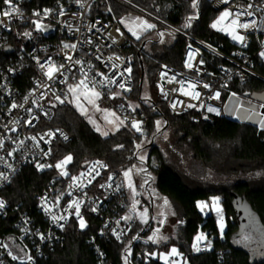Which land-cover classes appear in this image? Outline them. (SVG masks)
Listing matches in <instances>:
<instances>
[{
    "label": "built area",
    "instance_id": "2783aa9c",
    "mask_svg": "<svg viewBox=\"0 0 264 264\" xmlns=\"http://www.w3.org/2000/svg\"><path fill=\"white\" fill-rule=\"evenodd\" d=\"M32 1L12 0L19 11L4 17L2 13L9 10V5L0 0V200L5 202L0 219L9 230L0 235V264H39L64 242L72 221L81 228L82 218L86 227L88 216L99 222L88 243L98 264H106L100 240L115 238L136 244L130 235L134 222L128 217L125 186L100 160L78 172L71 168V162L56 167L65 157L56 158L54 145L70 137L61 128L40 126L52 120L56 104L68 100L70 86L84 80L88 89H94L110 104L124 127L144 132L148 117L141 107L113 103L116 93L129 96L133 89L134 60L127 51H138L140 40L120 28L110 6L102 10L104 16L99 15L97 3L106 5L108 0H52L48 6L30 8ZM118 1L139 13L152 14L132 0ZM192 9L190 17L195 18L190 26H186L188 20L179 27L153 14L160 23L157 33L167 29L175 38L186 41L180 66L159 63L154 82L157 97L171 116H187L191 123L200 124L225 116L227 100L239 97L238 85L251 79L263 80L255 67L258 62L264 63V0H197V7ZM226 10L233 15L213 28ZM204 11L212 15L206 27L212 41L197 37L191 30ZM237 12L252 13L239 16L240 23L250 25L247 29L235 28L234 34L243 37L242 42L233 39L231 29L224 28ZM210 107L217 111H208ZM149 110L155 111L153 106ZM134 122L139 131L133 127ZM26 167L53 174L34 198V215L29 209L9 204L1 195ZM197 247V252H210L212 240L207 236Z\"/></svg>",
    "mask_w": 264,
    "mask_h": 264
},
{
    "label": "trees",
    "instance_id": "16d2710c",
    "mask_svg": "<svg viewBox=\"0 0 264 264\" xmlns=\"http://www.w3.org/2000/svg\"><path fill=\"white\" fill-rule=\"evenodd\" d=\"M51 1L33 0L30 8L48 6ZM132 1L147 12L179 27L184 26L188 17L194 13L192 0ZM96 6L100 8V13L96 14L99 13L101 16H104L102 10L110 6L117 19L135 10L118 0H108L106 5L100 2ZM211 19L212 15L209 12H200L192 25V32L201 39L212 41L213 36L206 28ZM147 36L139 41L138 51H127L132 53L134 60V85L129 96L140 100L141 108L148 117L144 132L136 133L123 127L115 134L102 137L68 102L56 104L52 120L43 122L40 126L42 129L61 128L69 135L70 139L67 142L58 141L54 149L56 158L72 157L70 162L74 171L78 172L84 169L87 163L100 160L107 165L109 171L118 175L124 186L126 183L123 181L122 173L139 162L136 144L143 138L155 137L157 122L160 120L164 121V126L170 132L171 147L174 151L180 153L183 158H190L195 162L191 172L187 168L186 173H179L156 146H150L144 165L148 172L156 176V192L175 204L179 210L180 222L176 237L163 244H154L152 240H148L151 234L150 227L141 229L140 224L134 222L130 235L135 239V245L115 238L99 241L106 255V264H163L159 260V255L169 251L172 246L178 248L183 260L188 264H264V258L255 259L252 255L253 250L239 245V240L235 239L239 224L234 208V195H238L250 205L264 233V130H259L241 109L236 113L237 119H232L233 115H225L200 124L191 123L187 116H171L167 106L157 97L155 74L159 63L180 66L186 41L175 38L170 46L148 56L144 54L145 45L143 47L140 45L142 41L145 42ZM141 71L144 75L142 89ZM255 71L263 80L251 79L238 85L236 91L239 97L264 92V63L258 62ZM147 74L153 76L152 90L148 84L152 96L143 99L141 94ZM236 99L234 98L235 102ZM150 106H153L155 111L149 110ZM185 150H188V155L184 154ZM152 158L155 159V168L151 167ZM52 177L51 172L42 173L33 167H26L10 186L2 190L1 195L9 204L29 209L34 215L36 214L34 198L44 190ZM213 196L222 198L227 224L223 238H220L215 216H204L197 208L198 201L208 200ZM127 201L129 208L130 201ZM6 226V222L0 219V235L9 231ZM98 227L99 222L91 216L87 217L86 227L83 229L72 221L66 230L64 242L56 246L39 264H98V259L88 243ZM199 233H206L212 240L213 249L210 252L200 253L192 249L193 240ZM154 254L156 258L153 257Z\"/></svg>",
    "mask_w": 264,
    "mask_h": 264
},
{
    "label": "rangeland",
    "instance_id": "374dc122",
    "mask_svg": "<svg viewBox=\"0 0 264 264\" xmlns=\"http://www.w3.org/2000/svg\"><path fill=\"white\" fill-rule=\"evenodd\" d=\"M153 16V14L139 13L137 10H133L130 14L118 19L120 28L134 40L139 41L142 37L148 35L147 38H145L144 47V54L148 56L153 55L157 50L163 47L170 46L175 39L174 35L167 29H161L160 32L157 33L156 28L160 26V23ZM143 22L152 24L154 27L147 28ZM29 31L34 32V29L29 28ZM133 33H135V35ZM137 36L139 39H137ZM143 43L142 41L140 45ZM152 77L151 74H147L145 77L146 82L142 92L143 94H141L143 99H149L152 96L148 88L149 84L152 90ZM78 85L72 86L75 88V91H70L69 98L66 102L75 108L79 115L91 125L95 132L102 137H107L115 134L124 127L119 117L110 108L109 103L102 101L100 97L97 98L94 96L87 87H77ZM116 94L113 103L120 102L131 108L141 107L140 100L132 96H127L125 93ZM117 96H119V99L116 98ZM89 100L92 102L90 103ZM228 101L229 100H227V105H229L230 109L232 108L231 113L235 119H237L236 113L239 109L247 115H251L257 110L259 113L261 112L262 104L254 101L252 99V94L238 97L236 102L232 100L230 104H228ZM113 113L115 115H113ZM158 122L157 135L154 137L152 145L156 146L160 152L166 156L176 171L179 173H186L185 171L188 168L191 172L193 163L195 162L190 158H183L180 153L174 151L173 147H171L172 139L169 130L164 126L163 120ZM105 133L107 134L105 135ZM150 143V138H143L136 144V156L139 162L125 171L129 172L128 177L124 175L125 172L122 173V178L126 183L127 196L130 201V209L128 212L129 219L133 222H138L141 229L150 227L149 230H151V234H149L148 240H152L154 244H163L169 239L174 240L176 237L175 233L179 226L180 217L178 215L179 210L177 206L166 197H162L156 192V176L152 172H148L144 165L150 151ZM187 151L188 150H185V155H188ZM151 167H156L154 158L151 159ZM129 183L132 185L131 188L129 187ZM212 198H215V202H213L211 206L212 210L219 209L220 205L223 207L221 197L213 196ZM165 199L168 201L167 205L164 203ZM198 206L201 210L199 212L205 216L202 211L203 208H205L204 204L199 203ZM217 214H220L217 216V220L220 222L224 216V207L223 210L221 209ZM249 220L250 223L248 227L237 238V240H239L238 243L246 249H252V255L255 259L264 258V233L254 217H251ZM150 237H152V239H149ZM173 248L177 250V255L171 254ZM192 249L194 252H197L193 246ZM153 257L156 258V254H154ZM159 260L163 264H184L183 255L175 246L170 247L169 251L161 253L159 255Z\"/></svg>",
    "mask_w": 264,
    "mask_h": 264
},
{
    "label": "snow or ice",
    "instance_id": "6c2138e0",
    "mask_svg": "<svg viewBox=\"0 0 264 264\" xmlns=\"http://www.w3.org/2000/svg\"><path fill=\"white\" fill-rule=\"evenodd\" d=\"M4 2H5V4L9 5V10L3 11V13H2V15H3L4 17H9V16H11L12 14L17 13V12L19 11V9H18V8L12 3V0H4ZM225 2H227V0H225ZM192 7H193V8L197 7V0H193ZM250 7H252V5H249V8H250ZM46 12H47V10H46ZM242 14L252 15V13H250V12H248V13H240V12H237V13H236V18L232 19V20L230 21L229 24L224 25V28L231 29V31L233 32V39H234V40H240L241 42L243 41V37H240V36L234 34V33H235V28H245V29H247V28L250 26L249 24H246V23H240V22H239V16L242 15ZM35 15H39V13H35ZM232 15H233V13H232L231 11H227V10H226V11L222 12L221 15H220V17L218 18V20H217L215 23L212 24V27H213V28H217L218 25H221L224 21H226V20H227L230 16H232ZM194 18H195V17H188V21H187L186 26H190V22H191V20L194 19ZM143 23H144L145 27H147V28H152V27H154V25H152V24H148L147 22H143ZM253 23H255V22L253 21ZM233 26H235V27H233ZM37 27H40L39 24H37ZM224 28H221V29H219V30H224ZM133 34L135 35V33H133ZM25 35H30V34H29V33H25ZM161 35H162V34H161ZM137 39H139L138 36H137ZM64 47L67 48V47H69V45L65 44ZM72 47H75V45H72ZM261 55L264 56V53H261ZM186 66L191 67L192 65H191V64H187ZM42 67H43V65H42ZM129 71H130V69H129ZM51 72H52V69L50 68V69H49V73H48L49 78H51ZM81 86H82V87H87V85H86V83H85L84 80H81V81H80V84H79L77 87H81ZM120 87L123 88L124 86H123V85H120ZM204 87H208V85H204ZM69 91H75V88L70 86ZM89 91H91L92 94H93L94 96H96L97 98H98L99 95H100L98 92H95L94 89H90ZM196 95H198V93H197ZM219 95H220L219 92H217V93L215 94L216 98H219ZM233 95H235V94H233ZM57 99H59V98H57ZM61 102H63V101H61ZM89 102L91 103L92 101L89 100ZM15 106H16V105H13V107H15ZM208 111H217V110L214 109V108H211V107H210V108L208 109ZM113 115H115V114L113 113ZM121 123H123V121H121ZM157 124L159 125V122H157ZM261 124H262V126H264V121H261ZM133 127H135V128L137 129V131L140 130L138 124H136L135 122L133 123ZM106 134H107V133H105V135H106ZM9 155H11V153H9ZM71 159H72L71 156L66 157L65 160L62 161L60 164L56 165V167H58V168H59V167H62L64 164L70 162ZM41 167H42V166H41ZM63 174H66V173H63ZM124 175H125L126 177H128V176H129V172H125ZM129 187H130V188L132 187L131 183H129ZM164 203L167 205V204H168V201L165 199ZM4 205H5V202H4L3 200H0V209H2V208L4 207ZM217 210L219 211V209H217ZM76 214L79 216V206H78V205H77V211H76ZM53 219L55 220L56 217H53ZM125 219H127V217H125ZM80 226H81V228L85 227V224H84V221H83L82 218H81V220H80ZM222 229H223V225H221V230H222ZM149 239H152V237H150ZM202 239H204V237H203L202 235H198V236L196 237V241H197V242H199V241L202 240ZM193 247H194L197 251L200 250V249L196 246V244H194ZM171 254H172V255H177V254H178V253H177V250H176L175 248H173V249L171 250ZM13 259H16V257H13ZM29 259H31V257H29Z\"/></svg>",
    "mask_w": 264,
    "mask_h": 264
},
{
    "label": "water",
    "instance_id": "95a60500",
    "mask_svg": "<svg viewBox=\"0 0 264 264\" xmlns=\"http://www.w3.org/2000/svg\"><path fill=\"white\" fill-rule=\"evenodd\" d=\"M144 45H145V42L142 44V47ZM138 58H139L140 66L142 69L140 53L138 54ZM143 82H144V75H143V71H141L140 89H142V87H143ZM252 99L263 105L261 112H262V114H264V92L263 93H253ZM145 135H146V132H145ZM153 140H154V137L151 138L150 146H152ZM234 196H235L234 208L236 211L238 224H239V230H238L237 234L235 235V239H237L245 231V229L248 227V225L250 223L249 219L251 217H254V219L257 221L258 224H259V221H258L257 216L253 214V211H252L250 205L245 200L240 198L238 195H234ZM259 226H260V224H259Z\"/></svg>",
    "mask_w": 264,
    "mask_h": 264
},
{
    "label": "crops",
    "instance_id": "0c3cea01",
    "mask_svg": "<svg viewBox=\"0 0 264 264\" xmlns=\"http://www.w3.org/2000/svg\"><path fill=\"white\" fill-rule=\"evenodd\" d=\"M232 100L234 101L233 97H230L229 98V101H228V104H230L232 102ZM262 107H263V105H262ZM261 110H262V108H261ZM231 112H232V108L230 109L229 108V105L226 104V107H225V110H224V114L226 116L227 115L228 116H232L233 114ZM260 113L258 111H256V112H254V114L252 113V115H249L248 114L247 115V118H251L252 119V122H254V124L258 127L259 130H264V126H262V124H261V121H264V114H262V112H260ZM231 118L232 119H235L234 117H231ZM213 202H215V198H212V197L209 198L208 200L198 201L197 202V208H198L199 211H201L200 208H199V206H198V204L199 203H203L205 208H203L202 211L204 212L205 216H208V215H214L215 216V218H216V224H217V228H218V232H219L220 238H223V236H224V234L226 232V229H227L226 219H225V216H223L222 217V220L220 222L217 220V216L220 215V214H217L218 213V210H212V207L211 206L213 205ZM219 209L220 210L221 209L223 210L222 205H220V208ZM220 225H223V229L222 230L220 228ZM199 234L200 235L202 234V236L204 237V239H202L199 242H197L196 241V237ZM199 234L194 238L193 245L196 244V246H197L200 242L204 241L207 238L206 234H204V233H199ZM183 262H184V264H188L187 261H183Z\"/></svg>",
    "mask_w": 264,
    "mask_h": 264
}]
</instances>
